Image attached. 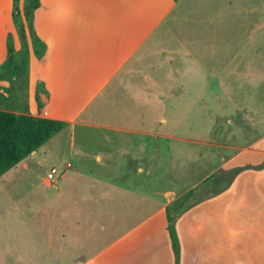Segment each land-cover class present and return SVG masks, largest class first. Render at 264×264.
<instances>
[{"label": "rangeland", "instance_id": "1", "mask_svg": "<svg viewBox=\"0 0 264 264\" xmlns=\"http://www.w3.org/2000/svg\"><path fill=\"white\" fill-rule=\"evenodd\" d=\"M186 3L193 17L182 20L177 43L197 47L172 50L170 56L177 59L174 67L179 65L183 74L193 70L194 76L173 82V90L178 88L172 93L206 88L207 82L212 90L204 97H189L196 103L190 107L163 99L172 102L165 109L148 89L149 80L141 79L144 67H139L120 85L113 83L90 108L87 117L91 115L88 121L94 126L76 128L73 154L65 144L53 153L55 157L38 150L36 157L28 158L27 170L19 164L0 178V218L9 228L18 226L17 232L29 241L36 229L44 234L50 226L54 234L64 230L71 237L65 263L109 255L113 243L168 203L174 214L172 204L184 196L194 200L210 185L221 191L236 170L227 171L228 163L264 139V0ZM4 8L0 2V10ZM165 55L162 58L170 62ZM186 58L197 64L188 66ZM151 79L161 82L163 93H171L166 90L165 67L156 72L153 66ZM5 82L6 88L0 87L5 92L0 94V110L28 112L25 78ZM142 89V95H133ZM122 126L131 133L110 128ZM57 137L65 143L69 134L63 131ZM144 139H150V146L149 154L142 157L137 149L145 146ZM156 139L161 140L155 143ZM51 169L56 174L49 186ZM160 218L157 215V225ZM16 219H21L22 228L13 222ZM150 226L154 224L145 228Z\"/></svg>", "mask_w": 264, "mask_h": 264}, {"label": "crops", "instance_id": "2", "mask_svg": "<svg viewBox=\"0 0 264 264\" xmlns=\"http://www.w3.org/2000/svg\"><path fill=\"white\" fill-rule=\"evenodd\" d=\"M188 1L193 3L196 0L39 1L38 9L32 14V28L45 45V53L37 59L27 36L30 101L28 112L19 114L65 122L67 126L63 131L69 134L65 143L57 137L63 131L54 136L38 149L40 155L55 157L53 153L62 150L64 144L73 154L76 128L94 126L88 121L91 115L87 117L90 108L113 83L120 85L126 75L136 73L139 67L144 68L137 78L140 76L149 80L148 89L165 109L172 102H164L163 99H176L190 107L196 103L189 97H204L213 89L207 79L203 80L207 82L206 88L200 85L186 94L172 93L178 88L173 90V82H181L183 76H186L185 80L194 76L193 70H186L183 74L179 65L174 67L177 59L170 56L172 50L196 46L177 43L176 35L183 27L182 20L193 17L191 5L186 3L184 6ZM0 2L5 3L4 11L0 10L2 65L7 58L8 36L16 52L20 51L21 43L12 22V0ZM23 5L24 1L20 0L21 10ZM164 55L171 61L165 62ZM186 61L188 66L197 64L189 58ZM153 66L156 72L165 67L169 75L166 90L170 94L163 93L161 82L151 79ZM0 87L6 88V82L0 81ZM143 93V89L135 90L133 95ZM0 94L5 95V92L0 90ZM167 123L166 120L164 127ZM99 127L107 128L104 125ZM110 128L116 132L132 131L127 126ZM161 139L154 141L156 143ZM149 140H142L145 146H138L141 147L137 149L138 153H144L142 157L149 154ZM38 150L19 163L22 169H28V158L36 157ZM228 164L227 171L238 169L239 172L221 191L215 192L214 186L210 185L202 191L205 194L201 197L191 200L187 195L172 204L183 205L180 212L175 210L172 214L180 248L177 264H264V139L244 149ZM46 182L51 185L48 179ZM169 205L166 204L143 225L113 243L109 255L105 252L104 255L78 258L75 264H176L167 231L166 212ZM157 215L161 216L158 225ZM6 222L0 218V264H72L65 263L63 259L71 240L64 230L54 234L50 226L48 233L44 234L36 229L29 241L28 237L17 232L18 226H15L17 229L9 228ZM13 222L19 223L22 228L21 219ZM150 222L154 226L145 228ZM11 255L13 259L9 258Z\"/></svg>", "mask_w": 264, "mask_h": 264}, {"label": "trees", "instance_id": "3", "mask_svg": "<svg viewBox=\"0 0 264 264\" xmlns=\"http://www.w3.org/2000/svg\"><path fill=\"white\" fill-rule=\"evenodd\" d=\"M22 10L20 0H12V22L20 38L21 49L14 50L11 37L7 38V58L0 65V81L25 78L28 83L29 50L27 36L30 37L35 57L40 59L45 53V45L36 37L32 28V14L39 7L40 0H23ZM21 60H18V59ZM37 101V98H36ZM38 107L40 103L37 101ZM62 121L34 117L28 114H15L0 110V177L13 169L21 161L37 151L46 142L66 128ZM238 169L231 175L237 174ZM183 205H176L180 211ZM167 231L169 234L176 264L179 260V243L173 225L174 217L167 210Z\"/></svg>", "mask_w": 264, "mask_h": 264}, {"label": "built area", "instance_id": "4", "mask_svg": "<svg viewBox=\"0 0 264 264\" xmlns=\"http://www.w3.org/2000/svg\"><path fill=\"white\" fill-rule=\"evenodd\" d=\"M56 174V171L54 170V169H52L49 173H48V175H47V179L51 182V183H53L54 182V178H55V175Z\"/></svg>", "mask_w": 264, "mask_h": 264}]
</instances>
